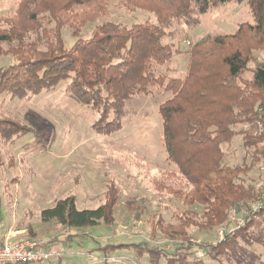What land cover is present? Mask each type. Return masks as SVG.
I'll return each mask as SVG.
<instances>
[{
	"label": "trees",
	"instance_id": "trees-1",
	"mask_svg": "<svg viewBox=\"0 0 264 264\" xmlns=\"http://www.w3.org/2000/svg\"><path fill=\"white\" fill-rule=\"evenodd\" d=\"M229 1L18 0L11 14L0 16V58H13L0 66V95L22 99L64 84L66 95L97 115L95 132L108 135L120 129L127 113L124 105L132 97L155 87L170 93L158 107L163 145L187 188L164 187L184 209L175 223L158 217L151 235L158 231L186 244L171 252L140 243L108 244L103 250L132 246L147 254L151 264L160 259L163 264H206L191 257L187 230L221 226L235 210L243 213L242 224L209 244L211 259L219 264L262 262L254 247L264 248V182L246 180L245 175L258 166L264 170V60L254 66L250 78L242 74L249 69L250 51L264 49V0H245L253 24L241 23L232 34L209 37L186 50L182 79L157 73L158 66L179 52L166 40L175 37L174 23L195 27L204 13ZM110 3L145 11L153 19L131 25L104 21L83 37L81 29L107 16ZM64 26L74 38L69 48L64 46ZM27 133L38 135L16 121L0 119V139L12 141ZM236 135L245 155L241 165L229 166L222 145ZM107 188L104 201L94 209H77L75 197L68 195L41 210V219L77 230L112 223L118 190L113 183ZM126 206L140 208L136 215L143 211L134 201Z\"/></svg>",
	"mask_w": 264,
	"mask_h": 264
},
{
	"label": "rangeland",
	"instance_id": "rangeland-1",
	"mask_svg": "<svg viewBox=\"0 0 264 264\" xmlns=\"http://www.w3.org/2000/svg\"><path fill=\"white\" fill-rule=\"evenodd\" d=\"M17 2L0 0V16L11 14ZM108 9L107 16L81 29L83 37L89 36L92 28L104 21L131 25L153 19L150 13L127 10L113 3ZM241 23H254L245 0H232L212 8L200 17L195 27L175 22V37L166 40L173 42L174 49L179 52L158 66L157 73L182 79L188 65L186 50L209 37L232 34ZM62 37L64 46L69 48L74 38L68 26L63 27ZM263 60L264 49H252L249 69L242 78H250L251 70ZM12 62L9 55L0 58V66ZM169 94L155 87L149 94L132 97L124 105L127 113L120 129L108 135L95 132L92 125L97 115L66 95L64 84L22 99L5 93L0 95V119L16 121L38 134L36 138L27 133L13 136L12 141L0 139V234L8 233L15 241H42L52 253L49 260L26 264H106L105 261L107 264H151L147 254L139 253L132 246L111 251L103 250L102 246L140 243L171 252L186 244L168 239L158 231L151 235L158 217L166 223H175L177 214L184 209L164 187L187 188L177 166L167 159L163 145L158 107ZM222 148L226 152V164L243 163L245 154L240 135ZM245 161H250L249 156ZM248 178L263 183L264 170L255 167L245 175V179ZM109 183L118 190L112 223L77 230L54 221H42L41 210L52 207L56 200L68 195L75 197L77 209L96 208L104 201ZM128 201L142 205L143 211L136 215L140 208L129 210ZM243 216L241 211L232 210L229 221L227 219L221 226L210 230L190 227L187 232L192 244L191 257L206 264H219L211 259L208 247L223 237L219 234L221 228L230 233L236 230L233 226L238 222L242 224ZM52 243L60 244H57L59 251L52 249ZM254 248L260 254V264H264V248ZM163 263L160 259L159 264Z\"/></svg>",
	"mask_w": 264,
	"mask_h": 264
},
{
	"label": "built area",
	"instance_id": "built-area-1",
	"mask_svg": "<svg viewBox=\"0 0 264 264\" xmlns=\"http://www.w3.org/2000/svg\"><path fill=\"white\" fill-rule=\"evenodd\" d=\"M189 44L188 41H186ZM256 207V203L253 204ZM240 222L233 227L238 226ZM232 227V229H233ZM225 229H220V235ZM52 253L39 240L23 239L7 242L0 239V264H26L49 260Z\"/></svg>",
	"mask_w": 264,
	"mask_h": 264
},
{
	"label": "crops",
	"instance_id": "crops-1",
	"mask_svg": "<svg viewBox=\"0 0 264 264\" xmlns=\"http://www.w3.org/2000/svg\"><path fill=\"white\" fill-rule=\"evenodd\" d=\"M10 237L11 236H9V234L7 233V234H5V235H3V233L2 234H0V239L1 240H6L7 242H13V241H15V240H13V239H10ZM57 244H59V243H52L51 245H52V249L53 250H56V251H59V249L60 248H57L59 245H57ZM60 247V246H59ZM64 248H66V247H64ZM62 250H63V248H62ZM62 250H60V252L62 251Z\"/></svg>",
	"mask_w": 264,
	"mask_h": 264
}]
</instances>
